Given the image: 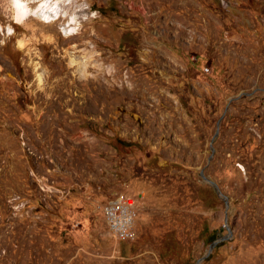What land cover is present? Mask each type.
<instances>
[{
  "label": "rangeland",
  "instance_id": "374dc122",
  "mask_svg": "<svg viewBox=\"0 0 264 264\" xmlns=\"http://www.w3.org/2000/svg\"><path fill=\"white\" fill-rule=\"evenodd\" d=\"M44 2L0 0V264H264V0Z\"/></svg>",
  "mask_w": 264,
  "mask_h": 264
},
{
  "label": "built area",
  "instance_id": "2783aa9c",
  "mask_svg": "<svg viewBox=\"0 0 264 264\" xmlns=\"http://www.w3.org/2000/svg\"><path fill=\"white\" fill-rule=\"evenodd\" d=\"M100 209L111 237L119 242L136 238V208L128 197L109 199Z\"/></svg>",
  "mask_w": 264,
  "mask_h": 264
},
{
  "label": "bare ground",
  "instance_id": "6f19581e",
  "mask_svg": "<svg viewBox=\"0 0 264 264\" xmlns=\"http://www.w3.org/2000/svg\"><path fill=\"white\" fill-rule=\"evenodd\" d=\"M21 3H23V0H21ZM47 4H48V2H44L43 5H45V7L44 8H40V11L39 12H36V10L34 12H36V14L41 13L43 15H48V16H52V12L53 11L57 14V10H53L51 8V4H49V5H47ZM27 11H28V13L29 12L32 13V11L28 9V6H27ZM30 15H32V14H30ZM24 16L25 15L23 14V12L18 13L17 10H16V18L19 19V21ZM77 22H78V20H75V18H71V21L69 22V24H68L67 27H71V30H74V26L76 25ZM71 59H72V61L74 63H76V66H77V68H78L79 71H81V72H84L85 71V67H86V61H85V59L86 58H80V59H78L76 57H72Z\"/></svg>",
  "mask_w": 264,
  "mask_h": 264
},
{
  "label": "clouds",
  "instance_id": "9594fccd",
  "mask_svg": "<svg viewBox=\"0 0 264 264\" xmlns=\"http://www.w3.org/2000/svg\"><path fill=\"white\" fill-rule=\"evenodd\" d=\"M11 6H12V8L16 9L18 13L23 12L24 15L29 14L27 11L26 3H21V0H11ZM44 7H45V5H43V4L40 5V8H44ZM40 8H37L36 12H39ZM36 12H33L31 14L35 15ZM14 19H16V18L14 17ZM16 22L19 23V19H16ZM11 33H12V29L9 28L8 34L11 35Z\"/></svg>",
  "mask_w": 264,
  "mask_h": 264
},
{
  "label": "water",
  "instance_id": "95a60500",
  "mask_svg": "<svg viewBox=\"0 0 264 264\" xmlns=\"http://www.w3.org/2000/svg\"><path fill=\"white\" fill-rule=\"evenodd\" d=\"M214 185V184H213ZM220 239H224L223 237H221ZM218 241L216 240V241H214L212 244H211V246L209 247V249L211 250V248L217 243ZM197 262H199V261H197ZM196 264H198V263H196Z\"/></svg>",
  "mask_w": 264,
  "mask_h": 264
}]
</instances>
